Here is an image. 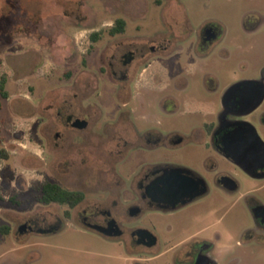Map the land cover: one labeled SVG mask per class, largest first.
<instances>
[{"label": "rangeland", "instance_id": "1", "mask_svg": "<svg viewBox=\"0 0 264 264\" xmlns=\"http://www.w3.org/2000/svg\"><path fill=\"white\" fill-rule=\"evenodd\" d=\"M257 15L264 18V0H0V82L7 92V98L0 92V264H176L182 241L208 225L215 264H264V238L257 244L244 234L253 219L243 198L253 197L264 206V179L254 180L232 165L240 189L225 200H213L210 215L201 214L204 205L197 207L195 213L201 215L189 231L153 213L133 223L157 237L150 249L123 246L71 226L54 235L19 232L35 212L61 214L63 208L54 205L37 210L45 182L67 186L70 179L97 171L100 160L111 156L120 160L117 171L124 177L134 169V153L127 147L109 143L91 154L68 147L73 139L80 145L86 141L67 124L87 106L93 110L88 120L94 131L116 129L118 117L128 114L131 105L107 77L114 71L131 75L134 64L117 60L135 41L171 40L168 54L149 59V73L181 76L194 97L214 100L217 108L229 83L255 79L264 68V24L252 35L243 29L244 20L255 23ZM117 19L124 20V30L111 35ZM207 26L221 33L218 44L226 52L221 58L216 48L204 67L192 59L194 37L179 40L175 35ZM206 75L218 83L213 97L201 89ZM139 96L150 102L157 97ZM263 110L264 104L258 113ZM157 115L167 128L183 131L202 121L187 113ZM257 127L264 142V125Z\"/></svg>", "mask_w": 264, "mask_h": 264}, {"label": "flooded vegetation", "instance_id": "2", "mask_svg": "<svg viewBox=\"0 0 264 264\" xmlns=\"http://www.w3.org/2000/svg\"><path fill=\"white\" fill-rule=\"evenodd\" d=\"M263 19L257 15V21L252 24L245 19L244 32L247 35L256 33L264 24ZM192 36V59L209 67L216 48L220 49L221 33L214 26H207L193 34L179 32L175 38L188 40ZM172 45V41L165 38L140 39L135 41L132 50L120 55L117 61L124 66L134 64L133 72L117 76L114 71L107 78L118 87L131 106L128 114L118 117L116 129L111 133L94 131L88 120L93 110L87 106H83L80 116L72 117L67 124L72 134L79 132L86 141L80 145L73 139L68 147H80L91 154L95 148L103 151L107 144L115 143L117 147L133 151L134 169L124 177L117 171L116 165L120 160L111 156L109 160H100L97 171L72 178L67 186L60 181L45 182L40 188L37 210L54 205L63 208L62 212L47 217L35 212L31 219L20 224L24 225L22 233L54 235L71 226L123 246L150 249L156 245L157 237L145 227L133 224L140 217L150 213L164 215L173 220L177 228L189 231V225L201 214L210 215L214 211L213 200L217 197L225 200L240 189L231 165L254 180L264 179V151L257 144L251 129L253 126L263 139L257 126L264 125V110L258 113L264 104V68L255 79L245 78L229 83L221 93L216 108L214 100H199L196 94L194 97L189 81L181 76L169 77L166 71L162 76H157V73L143 75L150 66L149 59L157 53L168 54ZM218 52L222 58L226 50ZM229 56V53L225 54V57ZM217 86L218 83L210 75H206L201 82V89L209 97L215 95ZM96 88L97 85L94 90ZM143 94L157 97L150 102L139 96ZM256 103V108L247 112ZM158 113L164 118L187 113L202 121L189 125L183 131L177 126L167 128L159 120ZM258 114L260 118H257ZM77 120L83 122L81 128L75 125ZM56 136L60 135L56 133ZM232 155L254 168L252 176L235 164ZM49 182L74 192L76 196H69L62 202L45 203L42 200L43 186ZM243 198L253 219V227L244 234H249V240L260 244L264 238V206L253 197L248 200L247 196ZM199 206L203 208L200 215L195 213ZM210 227L197 230L182 241L176 251V264H215ZM146 231L155 237V244L151 247L141 242Z\"/></svg>", "mask_w": 264, "mask_h": 264}, {"label": "trees", "instance_id": "3", "mask_svg": "<svg viewBox=\"0 0 264 264\" xmlns=\"http://www.w3.org/2000/svg\"><path fill=\"white\" fill-rule=\"evenodd\" d=\"M124 26H125V22L123 19H117L115 21V24L110 28L109 33L111 35H114L116 33H120L124 30ZM97 38V34H93L91 35V40L95 41ZM0 92L1 95L3 96V98H7V92L4 90V81L0 82ZM0 155H4L3 152H0ZM43 195H42V200L45 203H50V202H57V201H64L65 199H67L69 196H76V194L74 192H70L64 188H62L61 186L55 184V183H46L43 186ZM81 197H78V199H80Z\"/></svg>", "mask_w": 264, "mask_h": 264}, {"label": "water", "instance_id": "4", "mask_svg": "<svg viewBox=\"0 0 264 264\" xmlns=\"http://www.w3.org/2000/svg\"><path fill=\"white\" fill-rule=\"evenodd\" d=\"M225 98H226V94L224 96V99ZM257 104L258 103H256L255 105H253L247 112H250L251 110H253L254 108H256ZM246 113H243V114H246ZM82 124H83V122L80 121V120H77L76 123H75V125L78 128H81L82 127ZM251 129H252V133H253V136L255 137V140H256L257 144L264 151V142L257 135V133H256V131H255V129H254L253 126L251 127ZM232 160L235 162L236 165H238L240 168H242V170H244L248 175L252 176L253 171H254V168L253 167H250L249 165H246L244 162H242V161L234 158L233 155H232ZM262 177H264V175ZM23 229H24V225L20 226L19 227V232L22 233L23 232ZM144 232H145V230H144ZM143 236L144 237L142 238V241H141L142 244H144L147 247H151V246H153L155 244V237L150 232L146 231V234H144Z\"/></svg>", "mask_w": 264, "mask_h": 264}, {"label": "crops", "instance_id": "5", "mask_svg": "<svg viewBox=\"0 0 264 264\" xmlns=\"http://www.w3.org/2000/svg\"><path fill=\"white\" fill-rule=\"evenodd\" d=\"M150 68H151V66L147 67V68L144 70L143 75H149V74H150V73H149Z\"/></svg>", "mask_w": 264, "mask_h": 264}]
</instances>
